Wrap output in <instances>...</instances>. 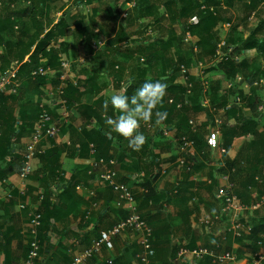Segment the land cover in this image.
Here are the masks:
<instances>
[{"label": "crops", "instance_id": "obj_1", "mask_svg": "<svg viewBox=\"0 0 264 264\" xmlns=\"http://www.w3.org/2000/svg\"><path fill=\"white\" fill-rule=\"evenodd\" d=\"M91 77L94 83L89 82L79 88L73 96L70 110L75 111L77 122L70 119L67 110L68 119L58 122L57 135L44 138L42 145L38 146L37 152L41 157L29 161L31 175L26 182L21 179L20 171L28 163L27 146L39 122H31L30 126L24 123V130L11 136V131L22 125L13 119H19L27 108L32 107L36 111L39 104L56 113L59 120L64 113L59 104L61 96L49 89L23 87L15 99H6L7 103L0 104V264L25 263L30 222L37 213L49 214L51 225L48 231L37 232L41 251L35 264H71L103 232L127 217V211L116 205L117 194L98 179V171L88 174L91 164L98 158L116 161L118 181L130 188L139 214L153 230L155 257L151 264H192L189 260H177L181 248L231 252L236 259L225 264H249L253 253L264 250V113L258 115L256 127L252 122L223 125L218 118L214 122H204V114H194L186 122L182 113L170 109V102L167 103L170 96L167 94L164 105L153 110L167 111V118L159 124L141 122L139 130L144 133L146 142L139 151H132L127 146V139L109 133L103 124L101 107L109 94L125 93L128 85L119 83V79L115 82L108 72ZM137 77L135 74L130 79ZM86 78L88 76L79 79L83 81ZM148 78L155 80L158 76L150 71ZM67 79L74 86L80 84L71 70ZM105 83L107 88L102 90ZM203 103L204 107H209V102ZM3 108L6 110L1 115ZM111 110L110 106L108 115H115V110L113 114ZM210 111L213 113L215 109ZM81 113L86 115L82 117ZM93 115H100V120ZM255 116L250 115L251 118ZM210 130L218 132L220 147L226 154L202 146ZM228 130L229 147L224 138ZM187 131L190 136L185 134ZM184 138L193 142L196 139L199 149L196 146L181 147ZM9 144L14 156L19 158L14 162L6 155ZM92 144L96 146L94 155L90 149ZM57 173L76 187L59 194ZM224 175L229 176L246 210L242 220L257 232L256 241L238 243L227 231L229 218L220 215L215 200L217 189L226 183L222 180ZM147 180H151L150 186L154 189L149 198L144 186ZM10 191L14 198L7 201L5 196ZM50 191L55 193L52 213L46 211L44 199ZM91 192L95 197L90 195ZM112 243L113 248L102 247L84 264H109V261L113 264H139L136 259L141 250L138 235L126 230L114 237ZM196 264L214 263L207 258Z\"/></svg>", "mask_w": 264, "mask_h": 264}, {"label": "rangeland", "instance_id": "obj_2", "mask_svg": "<svg viewBox=\"0 0 264 264\" xmlns=\"http://www.w3.org/2000/svg\"><path fill=\"white\" fill-rule=\"evenodd\" d=\"M195 2L199 4L198 7L185 18L179 16L171 0H133L119 4L115 0H96L92 4H81L78 0H35L32 4L24 0H0V15L16 14L28 7L36 11L35 18L33 13L22 19L15 15L16 21L23 20L27 26L25 37L17 32L15 40L23 42V49H14L15 52L28 51L47 33L56 39L51 42L52 47H57L61 42L77 43L78 59L70 63L69 70L75 80L80 82L79 86L85 82L79 79L81 76L90 77L102 72L115 74L126 84L128 78L138 75L139 69L149 65L145 52L136 51L144 44L157 51V58H153L151 63V71L160 80L171 81L175 86L187 85L186 88L191 90L187 94L188 98L192 95L189 101L192 100L195 106H201L199 108H203V102L214 100L215 112H197L198 116L205 115L204 122H214L218 118L224 125L243 122L250 115L264 113V30L258 36L257 48L243 51L237 56L233 69L226 65L219 69L212 67L215 62L225 60L224 57L220 58L225 52L223 44L226 47L227 44L237 46L264 21V3L252 7L251 0H235L234 7L228 8L224 0ZM147 9L151 12H147ZM210 15L213 20L206 30L192 24L193 18H207ZM64 16L69 18L67 24L62 20ZM183 24L190 26L189 34H183ZM62 30H66V37H60L59 32ZM203 36L211 37L212 45L216 44L215 52L212 45L199 47V38ZM119 38L123 41L115 44ZM127 49L129 51H125ZM61 67L58 65L47 72L48 82L41 90L49 89L54 94L60 92ZM23 81L26 82L25 89L33 88V81L26 78V75ZM91 83H94V79ZM101 88L105 90L107 84ZM231 90L238 96L239 103L232 104L231 99L227 108H219L223 97ZM167 94L166 91L164 97ZM41 106L36 110L38 114L43 111ZM68 110L70 119L77 122L75 111L70 108ZM80 115L84 117L86 114ZM221 154H226V151L221 150Z\"/></svg>", "mask_w": 264, "mask_h": 264}, {"label": "trees", "instance_id": "obj_3", "mask_svg": "<svg viewBox=\"0 0 264 264\" xmlns=\"http://www.w3.org/2000/svg\"><path fill=\"white\" fill-rule=\"evenodd\" d=\"M14 1L18 2L19 0H14ZM24 1L32 4L35 0H24ZM94 1H96V0H78V2L81 4H92ZM132 1L133 0H115V3H117V4H119V3H130ZM201 1H202V3L208 2V0H201ZM210 1H212V0H210ZM171 2L176 5V7L178 9L179 16L182 18H185V17L189 16L190 14H192V12L199 5L195 2V0H171ZM224 2L228 8H232L235 5L234 4L235 0H224ZM250 3L252 5V7H255L256 5L263 4L264 0H251ZM137 7H138V5H136V9H137ZM147 12H151V11L149 9H147ZM29 13H33V18L36 17V11L31 10L30 7L25 8L23 10H19V12H16V14H14V12H12L8 15H0V16H2V17H0V47L2 48V50L0 52V64H1L0 68L4 72L7 69H9L14 63H16L17 66H19L18 67V73H17V82H18L17 92L15 94H10V96H6L5 93H3V94L0 93V104L1 105L7 103L6 99H15L16 98L21 87H24L26 84V82L23 81L24 75H26V78L33 81L32 82L33 88L37 90V89H40L42 86L45 85L47 74L44 76L40 75V76H37L34 78L32 76L33 72H35L39 69H43L45 71H51L52 69L57 68L58 65L61 66L63 63H69L70 64L71 62L75 61V59H78L79 45L77 43L74 42L72 44H69L67 42H61L57 47H54V46L52 47L51 42L53 40H56V39L51 38L52 36H50V33L45 34L43 39L38 44L31 46L28 51L15 52L14 49H17V48H19L21 50L23 49L21 47L23 45V42H21L19 40H15L17 32H20L19 34L22 37H25L27 35L26 22L23 20L16 21L15 15H17L18 17H20V19H22V17H24L25 15H28ZM62 20L66 24L69 22V18H67L66 16H64L62 18ZM211 20H213V17L211 15L207 18L199 17L198 24H194V26L197 25V27L202 28L204 31V30H206L207 25L209 23H212ZM190 25L192 26V24H190ZM183 26H184L183 34L184 35L189 34L190 33V26H188L186 24H183ZM263 30H264V21H261L260 24L258 25L257 29L248 38H246L245 40H241L237 44V46L227 44V47L225 48L224 55H222L225 58V60L221 61L220 63L215 62L212 67L219 69L221 67L223 68V65H226L227 67L233 69L234 68L233 62L235 61L237 56H239L243 51H250V50H254L257 48L258 41H259L258 36H259V34L262 33ZM59 34H60L61 38L67 36L66 30L60 31ZM122 41L123 40L121 38H119L114 43L119 44ZM230 41L233 42L232 40H230ZM58 42H59V40H57V43ZM211 42H212L211 37L203 36L202 38H199V47L200 46L205 47L207 45H212ZM229 47H233V51L230 53L228 51ZM212 48H213V52H215L216 44H213ZM125 51H129V50L127 49ZM136 51H139V52L144 51L145 52V55L148 56L147 61H148L149 65L146 68L139 69L137 78H134V79L128 78L127 83L125 84V85H128L125 93L129 96H131L134 93V90L137 87H139L140 84H142L146 79H148V74L151 71V67H152L151 63L153 61V58H155V57L157 58V51L152 49L150 46L143 44L142 46L139 47L138 50L136 49ZM3 72H1L0 74H2ZM151 72H153V71H151ZM62 75H63V71L61 73V76ZM61 76H60V80H61ZM109 76L114 77L115 80L119 79L118 81L121 82L120 81L121 79L119 78V76H117L115 74H112V75L109 74ZM93 79L94 78L90 76V77L86 78L83 85L79 86V84H78V86H74L73 83L71 81H69L66 77V80L63 81L64 82V84H63V92L64 93L61 97H63L66 100L68 108H70L72 106L73 96L78 92V89L83 87V86H87L89 84V82H91ZM63 82L61 81V83H63ZM166 83L168 85V87L166 88V91L168 92V94L170 96L169 99L167 100V103H169V101L172 100V103H169L170 109L172 111H178V112H180V114L182 113L184 121L186 120V122H189L191 116H193L194 114H197V112H199V111H208V110L210 111V110L216 108L214 100L209 102V107L203 106V108H199L201 106H199V105L195 106L193 104L192 100L189 101V98L191 99V97H192V95L189 98L187 96V94H189L188 92L189 91L191 92V90H189V88H186V86H181V85L175 86L172 84L171 81L166 82ZM98 90H99V88H98ZM237 97L238 96L234 95V91L231 90L228 95L223 97V99H222L223 102H222L221 106H218V107L219 108L220 107L227 108L231 99H233L232 104H238L237 101L239 98H237ZM164 103H165V100L163 98V102L161 105H164ZM180 104H182L183 106L179 107ZM38 106H39V104L36 105V110H38ZM4 110H6V108H3V110H1V115L3 114ZM45 110H47V109L45 108ZM28 111L30 113H28ZM111 111L113 114L114 110H111ZM48 112L54 120H57V118L59 117L56 115V113H51L50 111H48ZM41 114L42 113L38 114L36 111H34L32 109V107L27 108L26 111L25 110L22 111L19 119H16V118L13 119V122H15V123L20 122L22 125L17 126L15 130H12L11 136L19 135L20 132L24 130V128H23L24 123H26V124H28V126H30L31 122H37V121L39 122ZM93 116L97 120H100V118H101L100 115H98V116L93 115ZM2 118H3V116H2ZM90 121H91V118H89V122ZM243 122H252L253 127H256L257 123L259 122V116L256 115L255 117H252V118L250 117L248 119H245ZM17 129H18V133H17ZM185 134H188L190 136V132H188V131ZM228 136H229V130L225 131V133H224V138L226 141L225 144L227 147H229ZM90 141H92V140H90ZM92 145L94 146V153L96 154V146H95V144H92ZM182 146H183V143L181 142V147ZM194 146H196V148L199 149V146H198L196 139L194 140ZM202 146H207V141H204V143H202ZM38 150L39 149H37V151ZM12 151H13L12 146H10V144H9V147H7V151H6L7 154L6 155L9 157H12L13 162H14L15 160H18L19 158L17 156H14L15 154ZM35 157H41V154L37 152ZM95 157H96V155H95ZM99 159H103V158H98L96 160H99ZM106 159H104V160L110 161V160H106ZM23 162H24V159H23ZM223 167L224 166H222V168ZM55 176L58 178L57 183L59 185L57 187H58L59 194L65 193L69 188H75L76 187V184H74L73 182H69V181L61 179V177L58 173ZM150 184H151V180H147L144 184L145 188L147 189V194H146L147 198L151 197L153 195V192H154V189L150 186ZM50 192L52 194L50 193L49 196L46 198L44 197V199H45L46 211H48L49 213H52V211L54 210L53 198H54L55 193H53L52 191H50ZM8 193H10L12 195V197L14 198L11 191ZM216 203L219 206V212H221L220 203L217 200H216ZM40 214H41L42 218H41L40 227L38 228L37 232H46L49 230L50 225H51V222L49 220L50 215L48 214L45 216L44 215L45 213L44 214L40 213ZM253 231L251 230V232L249 234L244 235L242 238H233V236H232V238L235 241H237L238 243L239 242L242 243L244 240L245 241L255 240L257 238L256 237L257 232L255 233ZM37 238H38V241L40 243L39 237H37ZM258 243H261V242H258ZM152 244H153V230H152ZM40 247H41V243H40ZM153 248H154V245H153ZM193 249H189V250H193ZM154 257H155V255H154ZM154 257L152 258V260L154 259Z\"/></svg>", "mask_w": 264, "mask_h": 264}, {"label": "built area", "instance_id": "obj_4", "mask_svg": "<svg viewBox=\"0 0 264 264\" xmlns=\"http://www.w3.org/2000/svg\"><path fill=\"white\" fill-rule=\"evenodd\" d=\"M198 19L193 18L192 24H197ZM101 44V43H100ZM226 48V45L223 44ZM229 53L233 51V47H229ZM223 58V56H220ZM18 67L14 63L9 69L0 74V93L3 94H15L17 92V73ZM63 75L61 76V81H65L69 73L70 64H62ZM185 71V70H184ZM48 71L39 69L32 73L35 78L37 76H44ZM185 73V72H184ZM63 87L60 88V96L63 95ZM190 93V91L188 92ZM172 103V100L169 101ZM59 104L64 110V113L59 120H54L49 112L45 110L44 106H41L43 112L40 116V121L37 126V130L32 136L31 142L27 146L26 160L27 164L21 169L20 177L23 182H26L31 175V167L29 161L32 160L36 153L38 145L42 142L44 138H53L57 135L59 131L58 122H65L68 119L67 113V103L66 100L61 97ZM183 105L180 104L179 107ZM262 109V108H261ZM263 111V110H262ZM220 122V121H216ZM184 148L193 147L194 142L192 140L183 139ZM207 146L210 150L217 151L222 150L220 147L218 132L210 130L207 136ZM91 152L94 155V146H90ZM116 161L110 160L105 161L104 159L94 160L91 164V169L88 174L93 175L94 171H98V179L109 186L114 193L117 194V207H122L127 211V217L121 219L116 225H114L108 231L101 234L100 238L93 241L90 247L86 248L82 253H80L71 264H84L89 261L93 256L101 251V248L106 246L107 248H113V238L122 234V232L129 230L139 237L140 252L136 255L139 264H151L152 258L155 255V250L152 244V229L148 223L141 217L138 212V207L136 205L135 197L130 190V188L125 184L118 181V172L115 169ZM222 180L226 183L220 186L215 193V200L220 203L221 206V216H226L229 222L227 231L232 234L233 238H242L244 235L251 232V227L246 225L242 220L245 215V208L242 205L239 197L234 191V185L230 183L229 176H222ZM90 195L95 197V193L91 192ZM6 200H12L13 197L10 193L5 196ZM1 199V198H0ZM96 205L95 203L93 204ZM41 214L37 213L32 216L30 222V240H29V251L24 264H35L40 257V243L38 241L37 230L41 223ZM218 249V248H217ZM211 259L214 264H225L230 261H235V255L231 252L219 253L215 249L210 248H195L189 250L187 248H181L177 260H189L190 263L196 264L205 259ZM109 264H113L109 261ZM249 264H264V250L253 253L250 256Z\"/></svg>", "mask_w": 264, "mask_h": 264}, {"label": "clouds", "instance_id": "obj_5", "mask_svg": "<svg viewBox=\"0 0 264 264\" xmlns=\"http://www.w3.org/2000/svg\"><path fill=\"white\" fill-rule=\"evenodd\" d=\"M167 87V83L160 79L148 78L131 96L120 91L109 94L101 105L103 124L109 133L127 139V146L132 151H139L146 142L144 133L139 130L141 122L159 124L167 118V111H153L162 104ZM110 106L115 115H108Z\"/></svg>", "mask_w": 264, "mask_h": 264}]
</instances>
